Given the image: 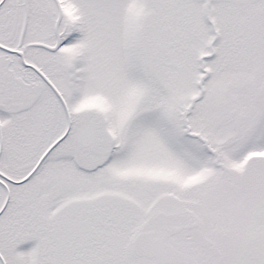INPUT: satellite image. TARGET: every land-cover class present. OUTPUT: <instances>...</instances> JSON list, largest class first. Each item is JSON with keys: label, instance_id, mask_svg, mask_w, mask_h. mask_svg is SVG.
I'll return each mask as SVG.
<instances>
[{"label": "snow or ice", "instance_id": "snow-or-ice-1", "mask_svg": "<svg viewBox=\"0 0 264 264\" xmlns=\"http://www.w3.org/2000/svg\"><path fill=\"white\" fill-rule=\"evenodd\" d=\"M0 264H264V0H0Z\"/></svg>", "mask_w": 264, "mask_h": 264}]
</instances>
